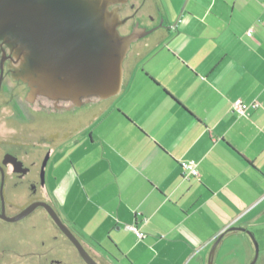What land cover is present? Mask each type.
Returning <instances> with one entry per match:
<instances>
[{"label": "crops", "instance_id": "1", "mask_svg": "<svg viewBox=\"0 0 264 264\" xmlns=\"http://www.w3.org/2000/svg\"><path fill=\"white\" fill-rule=\"evenodd\" d=\"M263 2L155 0L163 26L135 45L118 103L50 152L57 209L106 264H207L220 235L212 264L248 263L247 232L264 236Z\"/></svg>", "mask_w": 264, "mask_h": 264}, {"label": "flooded vegetation", "instance_id": "2", "mask_svg": "<svg viewBox=\"0 0 264 264\" xmlns=\"http://www.w3.org/2000/svg\"><path fill=\"white\" fill-rule=\"evenodd\" d=\"M109 9L125 19L117 27L122 36L139 27L153 29L152 33L163 26L162 18L154 21L152 11L155 13L158 9L155 0H117ZM145 36L132 43L136 45L147 39ZM132 43L130 55L127 52L123 61L124 70L138 53L136 47L131 49ZM11 69L8 59L0 61V264H89L45 205L56 212L59 221L92 261L106 264L102 255L88 247L60 215L53 191L44 184L43 164L50 152L60 150V145L54 139L45 149V159L39 161L41 136L34 141L26 132L29 125L34 128L42 118L49 126L82 132L93 117L96 101L82 98L76 106L69 99L31 95L25 83L11 77Z\"/></svg>", "mask_w": 264, "mask_h": 264}, {"label": "water", "instance_id": "3", "mask_svg": "<svg viewBox=\"0 0 264 264\" xmlns=\"http://www.w3.org/2000/svg\"><path fill=\"white\" fill-rule=\"evenodd\" d=\"M116 1L0 0V61L9 60L11 77L25 83L31 95L69 99L76 106L82 98L96 101L117 95L123 84V61L131 43L153 29L139 27L120 35L117 27L125 19L109 9ZM45 208L86 262L97 264L62 225L56 212L48 205ZM236 229L240 228H230ZM247 233L254 247L249 264H254L257 243ZM221 237L214 242L207 264H212Z\"/></svg>", "mask_w": 264, "mask_h": 264}, {"label": "rangeland", "instance_id": "4", "mask_svg": "<svg viewBox=\"0 0 264 264\" xmlns=\"http://www.w3.org/2000/svg\"><path fill=\"white\" fill-rule=\"evenodd\" d=\"M152 33L145 36V38L150 37L152 35ZM132 47H135V43H132L131 49H133ZM130 52H128L129 55H130ZM119 95H120V93L113 96V97H110L108 99L96 100V102H94L93 104L100 103V104H107V105L108 104L115 105L119 101V97H120ZM40 121H41L40 124H34V126H33L34 128H29V127H31L32 124L29 125V127L27 128V131H26L31 140L35 141V140L39 139V137L41 136L40 142H39L41 147H40V150L38 151V154H37V158L39 161L41 159H45V157H46V154L44 153L45 149L51 145V143L54 139L56 140V143L59 144V143L64 142L68 137H71V136L76 134L75 130H71L68 128H57V127L49 126L47 123L48 121L46 119L42 118ZM68 131H72V132H68ZM71 133H72V135H71ZM49 156L50 155L48 154L47 160L45 161L43 178H44L45 186H47L48 188H50L53 191L52 188H53V184H54V177L56 175H59V173H61L62 169H51L53 162H54V159L51 158V160H50ZM48 164H49L50 169H48ZM53 172H54V174H53ZM249 232L253 235V238L257 243L258 253H257V258H256V261L254 264H264V236L258 237V236H255L254 233H252L251 231H249ZM227 243H228L227 246L233 247L234 250L238 248L237 239L235 237L231 238ZM248 245H249V241H248ZM248 251H249V249H248ZM253 255H254V247L252 246V253L250 256H248V263L247 264L250 263V261L253 258Z\"/></svg>", "mask_w": 264, "mask_h": 264}, {"label": "built area", "instance_id": "5", "mask_svg": "<svg viewBox=\"0 0 264 264\" xmlns=\"http://www.w3.org/2000/svg\"><path fill=\"white\" fill-rule=\"evenodd\" d=\"M262 6L264 8V2L262 3ZM248 34L251 35V32L248 31ZM258 106H259V103L256 101H253L251 103H245L241 99H235L231 103V107L233 111L237 112L238 114H243L248 110V108H257ZM181 166L187 176L191 175L194 177H198V171L193 161L183 162L181 163ZM130 228L134 230L138 239L143 237V235L139 233L133 226H130Z\"/></svg>", "mask_w": 264, "mask_h": 264}]
</instances>
